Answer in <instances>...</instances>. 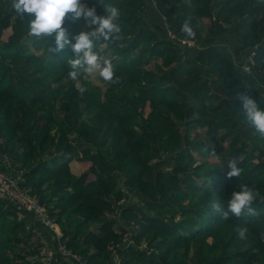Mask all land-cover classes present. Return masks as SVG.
<instances>
[{"label":"trees","instance_id":"trees-1","mask_svg":"<svg viewBox=\"0 0 264 264\" xmlns=\"http://www.w3.org/2000/svg\"><path fill=\"white\" fill-rule=\"evenodd\" d=\"M87 2L98 13L104 4L121 13L116 38L93 45L114 65L113 80L101 78L102 94L86 79L64 82L72 49L49 50L47 36L29 33V17L0 0L3 169L23 170L24 186L59 224L66 246L85 259L99 257L91 264L109 263L118 243H127L125 264H190L191 249V264H264V137L240 112L244 94L264 108V0ZM185 22L194 37L182 30ZM62 26L69 38L77 28L70 14ZM122 70L128 79L119 93ZM74 155L84 163L78 174L70 167ZM169 160L171 170L158 167ZM227 161L241 169L239 177L226 175ZM239 183L255 189L254 211L225 219L211 202ZM12 214L0 223L11 234L0 238V250L12 251L24 233L56 243Z\"/></svg>","mask_w":264,"mask_h":264},{"label":"clouds","instance_id":"clouds-1","mask_svg":"<svg viewBox=\"0 0 264 264\" xmlns=\"http://www.w3.org/2000/svg\"><path fill=\"white\" fill-rule=\"evenodd\" d=\"M11 8L21 16L29 17L27 28L31 35H44L50 39L49 50L60 52L66 47L72 49L73 55L67 58L66 63L68 75L73 80L81 75L88 78L99 76L104 81L113 80L114 65L109 59L93 51V45L100 40L115 39L121 32V13L117 6L104 4L103 11L98 13L95 4L90 5L87 0H11ZM66 14H70L72 21L77 25L71 38L67 27L62 26ZM182 30L188 37L195 36L193 28L187 22L182 25ZM85 91V85L81 84L79 92ZM240 99L243 119L264 137V108L249 95H241ZM227 164L226 175L239 177L241 169L237 164L233 161H227ZM255 196L254 188L246 183H239L225 198L213 200L211 208L225 219L233 215L239 217L242 212L254 211L250 205ZM237 233L239 237L244 238L247 227L239 226Z\"/></svg>","mask_w":264,"mask_h":264},{"label":"built area","instance_id":"built-area-1","mask_svg":"<svg viewBox=\"0 0 264 264\" xmlns=\"http://www.w3.org/2000/svg\"><path fill=\"white\" fill-rule=\"evenodd\" d=\"M7 160V155L0 153V200L5 201V204L2 206L3 209L8 206L13 213L18 214L22 219L27 221L25 225L27 228H31L38 235L43 230H46L51 234L53 241H56L52 245L50 242L49 244L46 243V240L43 239V254H35L32 257L41 256L50 261L60 256L66 264L79 263V257L66 246L65 237L59 224L54 217L50 216L47 208L40 202L38 196L32 193L28 186H24L26 183L24 175L12 168H10V171L3 169L8 163ZM58 226L61 232L60 230H56V233L52 232V229L58 228ZM117 248L118 245L115 247L110 246L112 262L113 264H125L123 257L117 252ZM80 264L85 263L80 262Z\"/></svg>","mask_w":264,"mask_h":264},{"label":"rangeland","instance_id":"rangeland-1","mask_svg":"<svg viewBox=\"0 0 264 264\" xmlns=\"http://www.w3.org/2000/svg\"><path fill=\"white\" fill-rule=\"evenodd\" d=\"M204 22H207V20H205ZM7 34V32H4L3 36L5 37ZM188 44H192V41H187ZM240 49V48H239ZM244 52V49L241 51V53ZM108 55V53L105 55L104 54V57L106 58V56ZM253 52L249 55L248 59L253 61ZM152 67V63H147L144 68H151ZM245 68L247 69V66H245ZM122 76L120 77V79L122 80V83L121 86L119 89H118V92L121 93V91L123 90V87L125 84V80L128 79V75H127V72L123 71L122 70ZM80 79H86L88 81L89 84L95 86V87H98V88H101L99 90V92L102 94V92L105 91L106 89V86H104V82L102 81V79L99 77V76H92L91 78H88L86 75H81L78 79L76 80H73L68 74L65 75V78H64V82H69V81H73L75 83L76 86H78L79 84V80ZM117 92V93H118ZM141 113L145 116L147 114V112L149 111V107H148V104L145 103L143 106H142V109H141ZM93 116V111H88L87 114H84V119L89 123V124H92L91 120L89 119V117H92ZM233 134V133H232ZM250 150V147L248 148ZM252 152V150H250ZM1 154L4 155L3 152L0 151ZM252 154H257V153H253ZM77 155H74L72 157V162H70V167H71V171H73L74 173L78 174L80 173L81 171H83V167L82 165L84 163H81L79 162V160H77ZM9 157L7 156V159ZM71 159V158H70ZM198 161L195 160V162H193L192 164H197ZM174 165V162L173 160H169L163 164H160L158 165L159 168H162L166 171H169L171 170V168L173 167ZM14 166H17V164H15ZM11 167L13 170H18L16 169L15 167ZM22 175H23V170H18ZM197 184H200L201 183V180H198L196 182ZM193 199L196 200L197 199V196L196 195H192ZM132 199L134 202H140V200L137 198L136 195L132 196ZM2 204L0 203V223H3V224H6L8 220H13V214H12V211H6L5 212V218L4 217V214L2 213V210L3 207L1 206ZM14 215H17V218H20L22 219V217H20L18 214L14 213ZM10 222H13V221H10ZM25 227V226H24ZM92 228L94 229V231H97L95 229H98V226L95 225V226H92ZM26 229V227H25ZM56 230H60L59 226L58 228H55V229H52V232L56 233ZM16 232L18 233H21V231L19 230H16ZM61 232V230H60ZM24 233V232H23ZM63 233V232H62ZM1 235H4L5 238H7L8 236H10V229L8 227H6L3 231L0 230V238H1ZM23 237H20L19 241H16L14 243V246H13V250L12 251H8L6 249L3 250V252L1 253V257H0V264L2 259L5 261V262H10L12 261V264L14 262V264H61L63 263V261H61V259H63L62 257L58 256L56 257L54 260H50L48 261V259H44L43 257L41 256H38V257H32L34 256L35 254H43V249H42V242L40 239L37 238V235H34L33 233L30 234V235H25L22 234ZM46 243L49 244V240L46 239L45 241ZM143 245H145L143 243ZM190 258L187 259L188 263H192V260L195 262L196 260L195 259H191V257L193 256L194 254V250L191 249L190 251ZM192 255V256H191Z\"/></svg>","mask_w":264,"mask_h":264},{"label":"crops","instance_id":"crops-1","mask_svg":"<svg viewBox=\"0 0 264 264\" xmlns=\"http://www.w3.org/2000/svg\"><path fill=\"white\" fill-rule=\"evenodd\" d=\"M132 226V229L134 228L135 229V232L134 233H136V231L138 230V228H139V226L138 225H131ZM128 229V228H127ZM132 232V231H131ZM131 232H129L128 234L129 235H127V242H128V245H130L131 244V237H130V235H131ZM2 236H4V235H1V237ZM142 242V241H141ZM127 245V243L126 244H123V243H118V248H117V252L119 253V255L121 256V257H123V260H125L126 261V256H125V253H123L122 252V250H126L125 249V246ZM3 250L4 249H2V250H0V257H1V253L3 252ZM111 252V251H110ZM78 257H79V260H80V262H84V263H86V264H91L92 262L94 263V262H98V259H99V257H96L95 259H93V258H91V260L90 259H85L84 257H82V255H80V254H78V253H75ZM83 260V261H82ZM100 260V259H99ZM102 260H103V258H102ZM101 260V261H102ZM61 261H63V263H61V264H66L65 262H64V260L63 259H61ZM80 262L79 263H73V264H80ZM1 263L2 264H12V261H10V262H5L3 259H2V261H1ZM13 264H14V262H13ZM22 264V263H21ZM102 264H113V262H112V259H111V255H110V258H109V263H102Z\"/></svg>","mask_w":264,"mask_h":264},{"label":"water","instance_id":"water-1","mask_svg":"<svg viewBox=\"0 0 264 264\" xmlns=\"http://www.w3.org/2000/svg\"><path fill=\"white\" fill-rule=\"evenodd\" d=\"M140 207L144 208V206H143V205H140Z\"/></svg>","mask_w":264,"mask_h":264}]
</instances>
